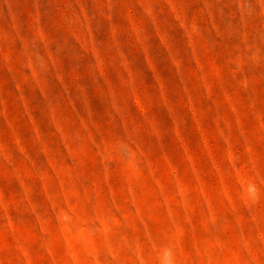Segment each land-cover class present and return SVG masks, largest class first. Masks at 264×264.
<instances>
[{"label":"rangeland","instance_id":"374dc122","mask_svg":"<svg viewBox=\"0 0 264 264\" xmlns=\"http://www.w3.org/2000/svg\"><path fill=\"white\" fill-rule=\"evenodd\" d=\"M0 264H264V0H0Z\"/></svg>","mask_w":264,"mask_h":264}]
</instances>
